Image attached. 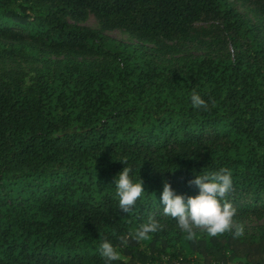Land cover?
Wrapping results in <instances>:
<instances>
[{"label": "trees", "instance_id": "obj_1", "mask_svg": "<svg viewBox=\"0 0 264 264\" xmlns=\"http://www.w3.org/2000/svg\"><path fill=\"white\" fill-rule=\"evenodd\" d=\"M247 1L264 20V0ZM89 13L135 43L67 20ZM200 19L234 53L166 59L200 42ZM263 32L228 0H0V57L95 59L0 79V264H105V240L120 253L111 264H264V227L190 240L160 204L164 182L195 196L188 181L220 168L236 211L264 202ZM124 158L145 191L129 213L114 184ZM150 216L162 229L122 246Z\"/></svg>", "mask_w": 264, "mask_h": 264}, {"label": "clouds", "instance_id": "obj_2", "mask_svg": "<svg viewBox=\"0 0 264 264\" xmlns=\"http://www.w3.org/2000/svg\"><path fill=\"white\" fill-rule=\"evenodd\" d=\"M191 103L194 108L207 109L208 105L201 96L193 91ZM125 165L114 178L115 194L118 198V206L124 213H129L136 205L137 200L145 192L143 181H133L130 173L131 166L127 158L120 161ZM189 186L199 189L198 195H178L168 182H164L160 195V204L163 205V214L172 217L177 226L187 233L188 239H193L194 229L206 230L209 236L233 232L235 237L243 236V225L236 222L234 217L236 209L225 200L232 190L233 182L231 172L227 168L217 171H205L201 175H195L188 181ZM162 225L152 216L146 223L141 224L135 231L118 237L122 246H127L129 238L142 241L148 238L149 233L162 229ZM100 255L105 259V264L119 260L120 253L107 240L99 245Z\"/></svg>", "mask_w": 264, "mask_h": 264}, {"label": "rangeland", "instance_id": "obj_3", "mask_svg": "<svg viewBox=\"0 0 264 264\" xmlns=\"http://www.w3.org/2000/svg\"><path fill=\"white\" fill-rule=\"evenodd\" d=\"M233 8L246 16L253 23L257 24L261 31H264V20L255 12L254 4L247 0H228ZM72 23L85 25L98 29L118 40L135 43V40L128 33L121 29H102L100 22L95 16L89 13L83 20H73L67 17ZM196 37L200 42H178V52L172 56H164L170 60L185 59L188 55H224L231 56L234 49L228 44L225 37L221 35L219 25L215 20L200 19L194 23ZM264 33V32H263ZM220 37L222 41L216 39ZM69 60L77 62L95 60L92 57L76 56L72 57L66 54L44 53L39 57L10 56L0 57V79L3 81L21 80L24 83H30L35 77L36 70L42 68L57 69L67 64ZM253 212L236 211L234 220L243 225L244 233H257L264 227V202L258 203ZM204 231L203 229H194ZM206 231V230H205Z\"/></svg>", "mask_w": 264, "mask_h": 264}]
</instances>
